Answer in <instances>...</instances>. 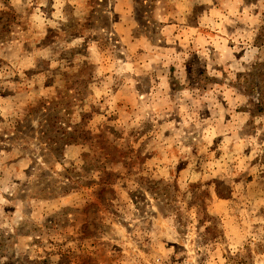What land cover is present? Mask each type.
<instances>
[{
  "label": "rangeland",
  "instance_id": "obj_1",
  "mask_svg": "<svg viewBox=\"0 0 264 264\" xmlns=\"http://www.w3.org/2000/svg\"><path fill=\"white\" fill-rule=\"evenodd\" d=\"M0 264H264V0H0Z\"/></svg>",
  "mask_w": 264,
  "mask_h": 264
}]
</instances>
